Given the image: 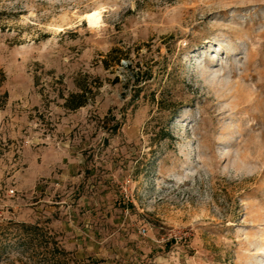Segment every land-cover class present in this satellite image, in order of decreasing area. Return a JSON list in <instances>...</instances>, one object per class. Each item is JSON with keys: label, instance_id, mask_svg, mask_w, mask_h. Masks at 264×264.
Returning <instances> with one entry per match:
<instances>
[{"label": "rangeland", "instance_id": "rangeland-1", "mask_svg": "<svg viewBox=\"0 0 264 264\" xmlns=\"http://www.w3.org/2000/svg\"><path fill=\"white\" fill-rule=\"evenodd\" d=\"M35 226L77 264H264V0H0V264Z\"/></svg>", "mask_w": 264, "mask_h": 264}, {"label": "trees", "instance_id": "trees-1", "mask_svg": "<svg viewBox=\"0 0 264 264\" xmlns=\"http://www.w3.org/2000/svg\"><path fill=\"white\" fill-rule=\"evenodd\" d=\"M82 98L83 95L81 94H71L66 100L65 105L71 110L80 108L85 104ZM25 229L27 233L25 238L37 243V247L40 250V253L35 255L41 256L39 261L26 264H77L74 254L60 247L57 241L50 237L47 232L44 233L37 226L25 227ZM3 250L4 248L0 246V252Z\"/></svg>", "mask_w": 264, "mask_h": 264}, {"label": "bare ground", "instance_id": "bare-ground-1", "mask_svg": "<svg viewBox=\"0 0 264 264\" xmlns=\"http://www.w3.org/2000/svg\"><path fill=\"white\" fill-rule=\"evenodd\" d=\"M85 19H87V22L89 25L94 26L97 25L100 22L101 19V10L97 9L91 13H88L85 15Z\"/></svg>", "mask_w": 264, "mask_h": 264}]
</instances>
